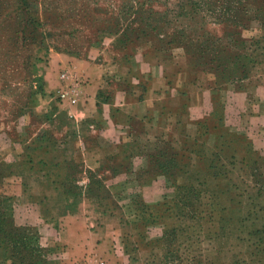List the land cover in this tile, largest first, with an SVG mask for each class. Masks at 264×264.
Here are the masks:
<instances>
[{
  "label": "rangeland",
  "instance_id": "obj_1",
  "mask_svg": "<svg viewBox=\"0 0 264 264\" xmlns=\"http://www.w3.org/2000/svg\"><path fill=\"white\" fill-rule=\"evenodd\" d=\"M18 6L0 0V264H190L178 248L183 232L194 264H264V0H27L22 16ZM141 35L216 72L212 109L226 106L235 141L214 149L219 132L211 130L215 144L204 150L190 137L137 142L96 171L52 169L54 183L40 189L14 177L22 164L8 145L50 140L65 123L63 72L54 71L59 90L43 89L50 57L100 59ZM50 100L56 105L42 114ZM175 200L187 210L197 202L198 218L178 220ZM11 228L29 238L18 254L5 243ZM96 229L92 251L86 235Z\"/></svg>",
  "mask_w": 264,
  "mask_h": 264
},
{
  "label": "crops",
  "instance_id": "obj_2",
  "mask_svg": "<svg viewBox=\"0 0 264 264\" xmlns=\"http://www.w3.org/2000/svg\"><path fill=\"white\" fill-rule=\"evenodd\" d=\"M50 59L43 76L44 93L60 89L57 69L83 76L87 84L76 102L57 104L65 123L56 137L39 145L36 139L8 145L22 164L14 177H27L39 189L50 183L46 173L52 165L71 163L96 171L137 142L145 146L175 143L181 137L199 139L198 123L213 112L215 75L196 69L179 47L158 49L141 39L124 47H107L97 60L59 53ZM51 104L56 105L50 100L42 114L50 113ZM82 129L95 139L86 137ZM213 142L208 136L210 147ZM33 145L37 148L32 150ZM97 230L86 235L92 251L99 246Z\"/></svg>",
  "mask_w": 264,
  "mask_h": 264
},
{
  "label": "trees",
  "instance_id": "obj_3",
  "mask_svg": "<svg viewBox=\"0 0 264 264\" xmlns=\"http://www.w3.org/2000/svg\"><path fill=\"white\" fill-rule=\"evenodd\" d=\"M15 1L19 5L18 9L16 11V15L22 16L24 14V11H25L24 5L27 4V0H15ZM34 22H36V21H33L31 23L34 24ZM141 39H144L145 41L152 43L158 49L171 48L169 45L164 44L162 42H159L160 43V45H159V44L155 43V41L149 40L148 36H145V35L138 36L134 40L127 41L126 43L119 44V45H121L122 47L128 46L129 44H132V43H134V42H136L138 40H141ZM190 63H191V61H190ZM202 70H208V71L212 72L215 75V78L217 80H219L218 75L216 74V72H213L212 70H209V69H202ZM225 107L226 106H224V105L223 106L222 105H217V107H214V111L208 117H206L205 119L201 120L198 123V125L200 127V131H202V133H201L202 135L199 137V139H194V140H196L197 143H199L200 141L202 142V144H200V147H201L202 150H204V148L207 147V140H208V136H210L211 130L219 132V133H217L218 134V138H217V141H216V145L213 147L214 149H218L219 145L224 146L225 144H230L231 141H235V138L238 137L237 135H235L231 131V127L226 125V120L227 119L225 118V115H226ZM196 142L194 144L198 147ZM39 144L40 143H38V145ZM247 146H248L247 147V151H249L248 150L249 145H247ZM197 147H194V145H192L190 154L192 156L193 155L196 156L198 158V160H203V157L200 155L201 152L199 150H197ZM214 149H211L212 152L214 151ZM216 157L218 159V156H216ZM31 163H32V161H31ZM67 165L74 166V167L77 166V165H74V164H71V163H67ZM67 165H65V166H67ZM62 166L63 165H52V166L48 167L49 168V173L47 172L46 175H47V177H49L51 184L54 183V180H51V176H50V173H52V169H56L58 167L60 168ZM209 175L217 177V175L212 174V173H209ZM62 181H61V183H62ZM190 184H192V182ZM190 189H192V188L190 187ZM259 190H260L261 194L264 193V185L263 184H261V188ZM194 203H195V201H194ZM173 204H175V206H174L175 211H176V215L175 216L182 223H184L185 221H188V222L192 221L193 222L196 218H198L193 213V209H195V206H196L197 202L195 204H193L192 202L189 203L190 207L188 209L190 211L187 210L185 208V206L181 204V200H175L173 202ZM256 210H258V209L254 210V213H255V214H253L254 217H256V215H257V211ZM220 212L223 213L224 211L221 209ZM161 216H163V214ZM161 218H163V217H161ZM228 218L232 219L231 217H228ZM246 220H247V217H245V218L243 217L239 222L243 221V223H244ZM1 222H2V219H1V215H0V235H4V225H2ZM8 234H9V237H8V240L5 239V243L8 244L9 246H10V244L12 246L13 245L15 246V254L16 253L18 254L19 250H21L22 247H24L26 244L29 243L28 242L29 238H28V235H26V232H22L21 230H18V229H15V228H11V231H8ZM182 235L185 237L184 232L182 234H180L181 241H180V246H178V248L181 249V254L185 255V258L184 257H182V258H183L184 262H187V263H190V264H194V262L196 260L195 257L194 258L192 257L191 259L187 257L189 252H192V250L189 249L188 247H186V242H184V240H183L184 237L182 239ZM3 241H4V238H0V248L3 245Z\"/></svg>",
  "mask_w": 264,
  "mask_h": 264
},
{
  "label": "built area",
  "instance_id": "obj_4",
  "mask_svg": "<svg viewBox=\"0 0 264 264\" xmlns=\"http://www.w3.org/2000/svg\"><path fill=\"white\" fill-rule=\"evenodd\" d=\"M62 87L59 93L61 102L74 103L80 97L83 86L87 84V81L83 76L77 74H71L66 71L61 74ZM98 264H106L104 261H99Z\"/></svg>",
  "mask_w": 264,
  "mask_h": 264
}]
</instances>
